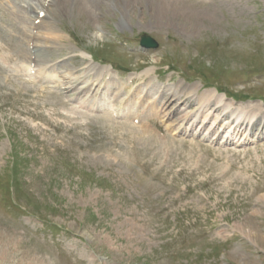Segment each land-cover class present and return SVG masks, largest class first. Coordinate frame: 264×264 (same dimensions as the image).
I'll list each match as a JSON object with an SVG mask.
<instances>
[{"label":"rangeland","instance_id":"374dc122","mask_svg":"<svg viewBox=\"0 0 264 264\" xmlns=\"http://www.w3.org/2000/svg\"><path fill=\"white\" fill-rule=\"evenodd\" d=\"M40 1L0 0V264H264V128L157 93L264 115V0H182L187 24L152 18L169 0L63 2L52 35Z\"/></svg>","mask_w":264,"mask_h":264},{"label":"bare ground","instance_id":"6f19581e","mask_svg":"<svg viewBox=\"0 0 264 264\" xmlns=\"http://www.w3.org/2000/svg\"><path fill=\"white\" fill-rule=\"evenodd\" d=\"M114 1H116V0H106V3L105 2L104 3L109 5L111 2H114ZM169 1L163 2V4H162L163 6L161 4L160 5L158 4V5H155L154 7H151V9L154 10V12H155L154 14L151 15L152 18H154V16H156L157 19H161V18L165 19L163 17H165L166 15L167 16L171 15L170 17H172V18H179V20L177 19L178 21H180V20L182 22L186 21V24H187V22L191 23L190 19L192 17L188 18L187 17L188 13L184 14L183 12L178 10L179 7H180V3H183V1L182 0H181L182 2L180 0L179 1L169 0ZM63 2L67 3V4L68 3L71 4V2L72 3H76L75 7L78 6L76 8V12L81 11V13H83V12L90 13L91 17H93V19L97 18L96 14H95L96 10H93L94 9L93 6L95 5L94 3H96V4H97V2L99 3L98 0H74V1L73 0L72 1L71 0H51V4H48V5L46 4V5L52 7L53 4H58V3H62L63 4ZM124 2L126 3V6L130 5L129 4L130 2L131 3L133 2V3L139 5V0H124ZM40 3L44 4V3H46V0H41ZM171 6L174 7V8H172V10L175 9V11L173 10L174 12H171V9H170ZM50 11H52V9L49 10V7H48L46 9V12L48 13V16H50V17L46 18V15H43L38 20V24L37 25H38L39 28L40 27H45L46 31L48 30L49 33L52 35L54 32L52 30L53 28H52L51 21L49 22V18L50 19H54L57 16H55V13H54L56 11L53 12L54 14L53 13H49ZM190 15H192V14H190ZM37 17H38V13L35 12L34 13V19L37 18ZM34 19H32V20H34ZM123 22H124L123 19H121V23L122 24H123ZM184 24H185V22H184ZM49 33H47V34L49 35ZM59 34H57L58 35L57 39L60 41V43L64 42L65 37L62 34L61 35H59ZM55 36H53V38ZM55 41L56 40H54L53 42H55ZM45 43L46 42H44V44L43 45L41 44V45L44 46V48L47 49V51L49 49H53V50L57 49V48L52 46L53 44L49 45V44H45ZM62 47H63V45H62ZM68 49H70V48H68ZM96 68L97 67H95V65H94L89 70V72H91L93 69L95 70L94 73H92L93 80L97 81L98 76H100L102 74V72L105 73L104 75H109V73H110L107 70H100L99 68H97V69ZM149 71H147V72H149ZM147 72H145V74H148ZM91 87H92V83L87 85V86L85 85V87L83 89L77 90L76 92H82L83 90L88 91V90H91ZM63 88L64 89H67V88L69 89L71 87L68 86V83H65ZM73 88H74V86H73ZM108 89H109V91L111 90V92L114 90L113 83L110 84ZM171 90H173V91H171ZM215 92H216L215 90H208V91H203L202 93H199V90L197 88L189 89L188 87H183V86H181V87L178 86L175 89H171V88H169V89L167 88V90L162 89L160 91V97L164 98V102H163L161 107H164V108L168 109L169 113H175V112L178 113L179 111H180V113L183 112V109L179 110V107L182 104L186 108L196 105L198 109H203V110H209V109L212 110V109H214L213 111H214V113H216L215 121H218V122H221L223 120L228 121V124H230L232 126V128H233V130H232L233 132H236V131L239 132L240 128L244 124H245L244 128L247 125H250L251 128H253V127L264 128V115H261V116L257 117L252 122H251V120L249 118L250 115L254 114L253 112L256 109H259V108L254 107L255 104L247 103V104H244V105H238L236 107H233V105L231 104V100L226 101L227 98L224 95H222V94H218V95L210 94V93H215ZM147 93H149L148 90H146V94ZM196 94H197V97H196ZM245 109H247V110L249 109V110L248 111L247 110L244 111ZM242 112H246V116H244L243 118H238ZM190 115H191L190 112H188V113L184 112L183 114L178 115L179 121L182 122V121H185V119H189ZM247 115H248V118L246 119ZM233 121H235V123H233ZM262 132L264 134V130Z\"/></svg>","mask_w":264,"mask_h":264},{"label":"water","instance_id":"95a60500","mask_svg":"<svg viewBox=\"0 0 264 264\" xmlns=\"http://www.w3.org/2000/svg\"><path fill=\"white\" fill-rule=\"evenodd\" d=\"M140 44L145 46V47H156V42L149 36L143 35L141 37Z\"/></svg>","mask_w":264,"mask_h":264}]
</instances>
